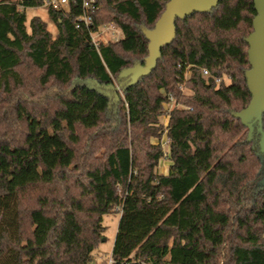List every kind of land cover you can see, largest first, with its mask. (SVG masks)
Masks as SVG:
<instances>
[{"label":"trees","instance_id":"1","mask_svg":"<svg viewBox=\"0 0 264 264\" xmlns=\"http://www.w3.org/2000/svg\"><path fill=\"white\" fill-rule=\"evenodd\" d=\"M45 1L0 0V264H92L113 212L111 264H264L261 135L233 115L251 98L253 1L176 19L155 68L131 84L119 74L144 64L143 29L168 0H94L92 28L122 31L98 49L74 25L82 0L48 9L55 37L39 16L28 31L25 8ZM170 97L183 107L162 126ZM163 133L166 174L151 142Z\"/></svg>","mask_w":264,"mask_h":264},{"label":"water","instance_id":"2","mask_svg":"<svg viewBox=\"0 0 264 264\" xmlns=\"http://www.w3.org/2000/svg\"><path fill=\"white\" fill-rule=\"evenodd\" d=\"M256 11L252 20V31L245 38L248 45L247 58L249 68L245 71L246 84L251 98L246 107L233 115L240 119L251 138L254 124L261 135V144L264 147V131L262 117L264 114V0H252ZM219 0H168L159 18L152 29H144L143 34L148 40V55L144 64H135L123 69L119 77H130V84L140 76L148 75L156 66L163 46L170 44L175 38L176 19L194 12H208L218 4Z\"/></svg>","mask_w":264,"mask_h":264},{"label":"rangeland","instance_id":"3","mask_svg":"<svg viewBox=\"0 0 264 264\" xmlns=\"http://www.w3.org/2000/svg\"><path fill=\"white\" fill-rule=\"evenodd\" d=\"M25 15H26V21L25 25L27 30H30V20L34 16H39L44 22H46V28L50 32L52 37H55L57 34V25L56 23L49 17L48 8L44 4L39 7H28L25 8ZM144 30V29H143ZM119 88V87H117ZM186 93H188V89H184ZM190 93V92H189ZM175 104L174 99L170 100L169 102L164 104V113L161 114L158 119L159 123L164 126L167 123L168 117L167 112L168 109L172 108ZM177 106L183 107L182 104H178ZM256 124H254L255 127ZM257 127V126H256ZM252 137V135H251ZM160 141L166 142V135L163 133V135L160 138H152L151 142L154 144L159 143ZM260 146L264 150L263 145L261 144V137H260ZM262 167L259 170V174L257 176V179L255 180V186H262L264 185V158H262ZM168 159L167 156H164L161 158L158 162L157 166V172L164 171L167 169L168 166ZM118 219H119V213L113 212L109 214H105L103 216V224L105 226V232H104V238L103 241L100 242L98 247L92 252V264H106L107 260L110 258L114 237L116 234L117 226H118Z\"/></svg>","mask_w":264,"mask_h":264},{"label":"built area","instance_id":"4","mask_svg":"<svg viewBox=\"0 0 264 264\" xmlns=\"http://www.w3.org/2000/svg\"><path fill=\"white\" fill-rule=\"evenodd\" d=\"M67 3H68V0H46L45 1V5L47 6L48 9H51V10H59L62 7L66 6ZM96 8H97V5L95 4L94 0H82V13L79 17L76 18L74 25L78 29L84 27L88 32L89 41L91 42V44L93 45L95 49H98L100 44L103 42L118 41L122 37V31L113 22H108L106 24L100 25L97 28L93 29L92 28V13L94 12V10H96ZM201 71L204 76L209 75V72L207 69L202 68ZM215 81L219 82L220 79L215 78ZM170 100H173V98L170 97ZM170 109H168V111ZM166 125L167 123L164 126ZM159 143L163 148L164 156H167L168 151H169L167 142L160 141ZM111 263H112V259L109 258L107 260V264H111Z\"/></svg>","mask_w":264,"mask_h":264},{"label":"crops","instance_id":"5","mask_svg":"<svg viewBox=\"0 0 264 264\" xmlns=\"http://www.w3.org/2000/svg\"><path fill=\"white\" fill-rule=\"evenodd\" d=\"M168 166L171 164V162L170 161H168ZM168 166H167V169H165L164 171H160L159 173H162V174H166L167 173V171H168Z\"/></svg>","mask_w":264,"mask_h":264}]
</instances>
